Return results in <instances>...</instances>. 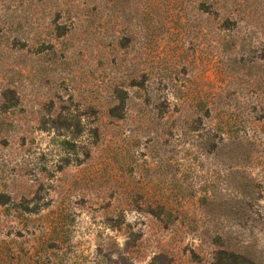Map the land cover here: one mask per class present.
I'll use <instances>...</instances> for the list:
<instances>
[{"label": "rangeland", "instance_id": "rangeland-1", "mask_svg": "<svg viewBox=\"0 0 264 264\" xmlns=\"http://www.w3.org/2000/svg\"><path fill=\"white\" fill-rule=\"evenodd\" d=\"M0 264H264V0H0Z\"/></svg>", "mask_w": 264, "mask_h": 264}]
</instances>
